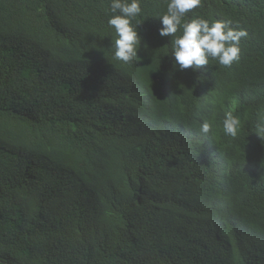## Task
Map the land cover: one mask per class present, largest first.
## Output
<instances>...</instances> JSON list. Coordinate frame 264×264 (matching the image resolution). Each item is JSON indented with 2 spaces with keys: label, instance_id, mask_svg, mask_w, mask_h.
Wrapping results in <instances>:
<instances>
[{
  "label": "trees",
  "instance_id": "16d2710c",
  "mask_svg": "<svg viewBox=\"0 0 264 264\" xmlns=\"http://www.w3.org/2000/svg\"><path fill=\"white\" fill-rule=\"evenodd\" d=\"M110 3L0 0V264H264V0H201L186 19L248 34L195 72L159 35L167 0L117 61Z\"/></svg>",
  "mask_w": 264,
  "mask_h": 264
},
{
  "label": "clouds",
  "instance_id": "9594fccd",
  "mask_svg": "<svg viewBox=\"0 0 264 264\" xmlns=\"http://www.w3.org/2000/svg\"><path fill=\"white\" fill-rule=\"evenodd\" d=\"M142 0H111L108 8V26L114 29V58L125 64L138 59L141 36L138 34V19L143 13ZM201 5V0H167L166 11L159 16L162 27L161 37L171 39L174 67L183 71L191 68L194 72L202 66H209L210 60L218 61L219 65L231 67L240 59V42L247 36L242 28H233L231 21L209 20L203 16L193 15L186 19L193 9ZM179 33V34H178ZM229 110L223 120V131L233 138L241 129L239 116ZM264 120V118H262ZM212 124L204 120L200 132L207 135ZM255 133L264 140V123Z\"/></svg>",
  "mask_w": 264,
  "mask_h": 264
}]
</instances>
